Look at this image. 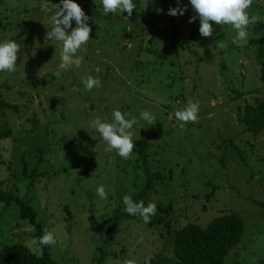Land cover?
Masks as SVG:
<instances>
[{
  "label": "rangeland",
  "instance_id": "rangeland-1",
  "mask_svg": "<svg viewBox=\"0 0 264 264\" xmlns=\"http://www.w3.org/2000/svg\"><path fill=\"white\" fill-rule=\"evenodd\" d=\"M44 2L0 0V42L21 45L16 70L0 72V100L17 108L0 118V130L12 131L0 140V188L29 202L36 222L55 230L52 259L58 264L172 259L175 229L188 223L204 228L232 212L244 231L225 264H264V130L254 137L240 122L245 106L264 104L257 46L235 45L230 25L201 36L190 0H133L130 17L104 15L101 0H74L89 17L90 39L77 52L81 66L57 77L62 45L46 39L55 10L42 11ZM170 8L186 10L172 16ZM247 11L257 18L248 26V41L264 36V0H253ZM174 28L184 49L160 60ZM221 41L226 48L218 47ZM89 75L100 87L85 90L82 79ZM189 101L199 105L198 121L181 130L174 114ZM114 109L137 120L129 159L105 151L106 143L90 127L97 116L112 122ZM142 110L156 116L154 125L140 118ZM21 157L33 182L22 178ZM99 185L107 199L96 194ZM125 195L145 206L170 207L165 218L171 230L128 215ZM34 233L19 219L16 205L0 203V249L20 243L39 254Z\"/></svg>",
  "mask_w": 264,
  "mask_h": 264
},
{
  "label": "clouds",
  "instance_id": "clouds-1",
  "mask_svg": "<svg viewBox=\"0 0 264 264\" xmlns=\"http://www.w3.org/2000/svg\"><path fill=\"white\" fill-rule=\"evenodd\" d=\"M104 15L109 13L127 12L130 17L136 5L133 0H101ZM253 0H190L192 9L199 18V34L203 37H210L213 34V24L230 25L236 32L233 43L237 46H245L248 43V26L255 24L257 18L250 17L248 9L251 7ZM41 10L52 13L49 21L52 25L51 30L46 33L47 40H55L61 43L60 65L55 75L59 77L61 70H68L75 66L79 68L83 62V56H77V52L83 45H86L90 39L91 28L86 23L89 17L85 15L83 9L74 0H60L59 5L50 4L49 0H45L41 4ZM185 8H170L169 15H183ZM195 17H191L189 22ZM75 21V27H71L72 21ZM71 28L70 33L66 29ZM219 48H226L225 42L218 43ZM21 51V45L13 39H5L0 42V72H14L16 70V62L18 54ZM95 71L98 73L99 68ZM86 91L98 88L101 81L89 75L82 79ZM199 105L198 103L189 101L187 105L175 112V118L179 121V127L184 129L188 123H196L198 121ZM112 122H105L99 116L90 122V127L94 128L100 134L101 139L106 143L105 151H115L121 158L129 159L132 156L135 147L133 137L136 135L132 131L133 125L137 123L135 117L131 113H122L120 110H113ZM130 117V118H126ZM140 118L148 125H154L157 118L148 110L140 112ZM111 162V161H110ZM96 194L101 199H107V192L103 185L96 188ZM124 211L130 216L139 215L144 223H149L150 218L156 213V204L149 202L145 206L144 201H133L131 195L123 197ZM37 241L33 240V244ZM39 245L54 247L57 243L55 230L44 229L43 235L38 238ZM125 264H136L133 259H128ZM147 264V262H146Z\"/></svg>",
  "mask_w": 264,
  "mask_h": 264
},
{
  "label": "trees",
  "instance_id": "trees-1",
  "mask_svg": "<svg viewBox=\"0 0 264 264\" xmlns=\"http://www.w3.org/2000/svg\"><path fill=\"white\" fill-rule=\"evenodd\" d=\"M218 26L217 24L212 25L213 33L218 32ZM175 30L176 28L173 29L171 35L173 42L158 54L160 60H166L168 56L176 53L180 48L184 49L183 43L181 44L177 40ZM192 33L186 38V42H189L193 35ZM188 45L186 44L187 47ZM248 45L257 46L256 61L260 69L259 80L264 87V36L249 40ZM5 111L17 113V108L15 105L0 100V118ZM240 122L252 136H258L264 130V104L245 106ZM11 135L12 131L10 129L0 130V140H5ZM140 147L142 148V145ZM21 164L22 178L33 182V173L27 176V165L23 157H21ZM214 191L215 188L211 190L208 195L209 198ZM0 203L6 206L10 204L16 205L19 210V219L28 222L34 228V237L38 241V238L43 235L45 228L40 222H36V213L29 202L12 192L4 191L0 188ZM170 211V207L156 206V215L154 219L150 218V222L147 224L150 227L163 224V228L171 230V220L166 222L165 218L170 215ZM243 231L244 224L242 219L232 212L222 213L204 228L194 223H188L182 228L175 229L173 258L167 259L155 255L147 261V264H225V259L239 245ZM50 248L51 246L39 245L40 251L39 254H36L20 243L5 245L0 249V264H58L51 257Z\"/></svg>",
  "mask_w": 264,
  "mask_h": 264
}]
</instances>
